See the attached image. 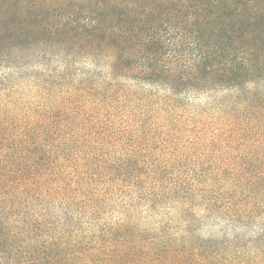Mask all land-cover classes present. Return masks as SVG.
I'll return each instance as SVG.
<instances>
[{"label": "trees", "instance_id": "1", "mask_svg": "<svg viewBox=\"0 0 264 264\" xmlns=\"http://www.w3.org/2000/svg\"><path fill=\"white\" fill-rule=\"evenodd\" d=\"M0 37L19 49L81 50L107 69L78 86L87 92L77 100L0 116V264L210 260L192 241L206 190L188 165L197 141L162 130L147 139L161 136L156 147L140 144L145 119L188 106L190 94L230 93L225 143L242 161L225 171V219L264 218V0H0ZM106 105L111 130L89 127L92 108ZM262 231L248 241L258 263Z\"/></svg>", "mask_w": 264, "mask_h": 264}, {"label": "rangeland", "instance_id": "2", "mask_svg": "<svg viewBox=\"0 0 264 264\" xmlns=\"http://www.w3.org/2000/svg\"><path fill=\"white\" fill-rule=\"evenodd\" d=\"M77 4L84 6L83 3ZM90 57L81 50H69L65 46L52 43L39 47L27 46L26 49L14 48L0 37V116L3 115L5 118L8 115L13 116L18 108L27 107L28 103L38 104L63 98L68 100L70 97L77 100L78 95L74 97L73 94L87 92L80 90L78 86H84L85 80L94 72L98 73L94 78L98 81H103L107 74L105 63L93 65ZM228 94L230 93L224 90L217 93L181 96V99L189 103L188 106L179 108L169 115L159 112L145 119L148 131L144 133V141L140 144L144 147L148 144L156 147L161 136L153 142L147 139L151 134L154 136L160 134L162 130H166L170 136L177 137L176 142L179 143L185 138L197 141L193 146L197 160L190 161L188 165L197 168L198 179L206 180V184L200 186L206 190L205 197H198L195 201L196 209L193 214L195 230L192 241L197 248L201 247L199 251L205 252L210 260L202 263L195 261L194 264H264L252 258L253 248L248 242L254 233L263 232L264 218L248 224L231 222L229 224L225 219V171L227 173L228 165H237L242 161L238 156L234 157L237 153L232 152L229 149L230 144L225 143V111L228 110L225 104L228 101ZM106 102L114 103L110 99ZM141 108L139 105V112L142 111ZM92 109L91 115L86 116V124L93 129L101 122L99 131L107 128L111 130L109 122L111 111L108 105L98 114L96 107ZM55 114L58 116L60 112L56 111ZM115 118L119 128H122L124 124L122 113L118 111ZM154 122L157 125H153ZM197 161L199 163H195ZM159 218L157 216L147 219L145 226L155 227L154 220ZM173 223L175 224L174 220ZM180 227L182 225L179 223L175 224L173 232L179 235ZM228 241H236V244L232 246L228 244L229 247H225V242ZM200 244L203 246H199Z\"/></svg>", "mask_w": 264, "mask_h": 264}]
</instances>
